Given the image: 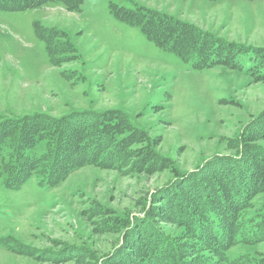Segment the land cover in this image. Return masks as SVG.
Instances as JSON below:
<instances>
[{
	"label": "rangeland",
	"instance_id": "374dc122",
	"mask_svg": "<svg viewBox=\"0 0 264 264\" xmlns=\"http://www.w3.org/2000/svg\"><path fill=\"white\" fill-rule=\"evenodd\" d=\"M110 2L143 5L226 46L264 54V0H82L78 9L0 11V123L101 113L136 129L117 165L81 166L52 189L36 176L8 189L0 174V264H141L132 248L145 222L186 252L183 264H208L202 257L217 264L171 218L164 191L174 188L175 196L242 148L264 156L257 134L264 132V80L221 64L192 69L116 19ZM41 28L57 30L63 42L56 60ZM43 150L40 142L27 155ZM262 216L264 181L242 210L243 219ZM237 257L239 264L264 259V237L233 245L222 264Z\"/></svg>",
	"mask_w": 264,
	"mask_h": 264
},
{
	"label": "trees",
	"instance_id": "16d2710c",
	"mask_svg": "<svg viewBox=\"0 0 264 264\" xmlns=\"http://www.w3.org/2000/svg\"><path fill=\"white\" fill-rule=\"evenodd\" d=\"M81 2L0 0V11H25L58 3L67 9H78ZM109 11L126 25L138 27L148 41L164 51L174 53L192 69L221 64L264 80V54L253 48L226 46L218 39L140 4L129 8L110 2ZM35 30L45 45L47 55L56 60V52L63 47L57 30ZM261 127L264 129V124ZM135 133L136 129L131 125L129 128L123 125L118 116L101 113L92 116L81 114L60 121L34 118L3 121L0 123L2 185L17 190L28 179L36 176L39 186L52 189L81 166H115L124 150L131 145ZM257 134L264 137L262 130L257 131ZM40 142H44V150L39 155L28 156V152ZM258 149L254 148L253 152L250 148L247 151L242 148L237 155L229 156L234 160L223 161L229 165H219L212 174L198 178L196 174L199 175L208 165L205 162L194 171L195 180L186 182L179 193L175 192V196L168 192H174V188L167 187L164 191L162 201L167 199L171 218L190 233L196 245H205L217 258V264L226 261L227 252L233 245L254 242L264 237V216L258 221L242 218V210L264 181L261 178L264 176V156ZM243 158L245 162L242 163ZM258 162L261 163L259 167ZM190 179L191 175H187L180 181ZM171 187L179 188V185ZM137 234L142 239L133 244L132 249L141 264L184 263L186 252L171 238L154 231L150 223H143ZM1 244L9 245L3 240ZM204 258L202 261L213 263ZM240 260L237 257L231 264H239ZM250 264H264V259L255 258Z\"/></svg>",
	"mask_w": 264,
	"mask_h": 264
}]
</instances>
